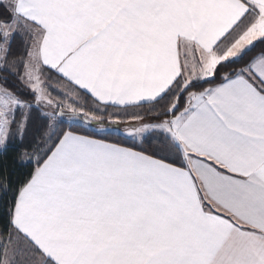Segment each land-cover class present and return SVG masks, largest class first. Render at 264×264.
Returning <instances> with one entry per match:
<instances>
[{"label":"snow or ice","instance_id":"6c2138e0","mask_svg":"<svg viewBox=\"0 0 264 264\" xmlns=\"http://www.w3.org/2000/svg\"><path fill=\"white\" fill-rule=\"evenodd\" d=\"M0 264H264V0H0Z\"/></svg>","mask_w":264,"mask_h":264}]
</instances>
